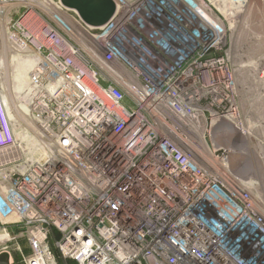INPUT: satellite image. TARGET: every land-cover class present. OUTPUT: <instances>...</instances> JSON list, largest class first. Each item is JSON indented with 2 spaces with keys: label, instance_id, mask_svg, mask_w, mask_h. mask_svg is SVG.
<instances>
[{
  "label": "built area",
  "instance_id": "built-area-1",
  "mask_svg": "<svg viewBox=\"0 0 264 264\" xmlns=\"http://www.w3.org/2000/svg\"><path fill=\"white\" fill-rule=\"evenodd\" d=\"M113 1L92 26L60 0H0V44L33 58L26 114L0 88V219L23 264H264V177L207 57L211 5L235 0Z\"/></svg>",
  "mask_w": 264,
  "mask_h": 264
},
{
  "label": "rangeland",
  "instance_id": "rangeland-1",
  "mask_svg": "<svg viewBox=\"0 0 264 264\" xmlns=\"http://www.w3.org/2000/svg\"><path fill=\"white\" fill-rule=\"evenodd\" d=\"M207 1L200 0L201 3H207ZM37 3L34 2L33 7L40 11ZM141 3L143 4V1ZM225 5L219 10L211 5L217 13L218 21L223 25L224 32L222 39H218L217 49L211 50L207 57L220 58L222 63L227 65L226 74L230 76L231 87L235 89L233 93L235 110L240 114L242 126L250 132V136L243 135L245 141L242 142L240 139V143L238 142L239 144L243 143V148H240V152L243 153L242 159L247 161L251 170L255 169L257 175L262 177L264 175V0H235L234 3ZM18 6L13 7L12 13L6 14L9 18L4 17L5 22L17 16L20 12ZM159 15L163 19L171 21L172 17L165 11H159ZM0 56L9 61L7 64L9 70L7 71L9 78L13 81L14 73L12 72L14 69L10 65V61L12 58L15 59L17 53L7 45L4 51L0 44ZM24 76L23 79L21 76L19 79L20 84L24 82L23 90L19 89L18 93L22 99L26 86L23 81ZM2 77L0 71V88L8 104H11L8 92L5 90L7 83L3 82ZM20 102L24 103L22 100ZM16 224L18 222L3 226L0 219V236L9 233L13 238L11 242L7 243L0 240V248L10 249L14 262L23 264L22 254L29 253V246L23 229Z\"/></svg>",
  "mask_w": 264,
  "mask_h": 264
},
{
  "label": "bare ground",
  "instance_id": "bare-ground-1",
  "mask_svg": "<svg viewBox=\"0 0 264 264\" xmlns=\"http://www.w3.org/2000/svg\"><path fill=\"white\" fill-rule=\"evenodd\" d=\"M170 19H171L172 23L176 24L175 21H172V18H170ZM168 21H170V20H168ZM1 39H2V41H1L2 48H4V51H5V47L7 45L5 43L6 42L5 35ZM19 55L20 54L17 53V56H15V59L12 58V61H10V65L14 69V72H12V73H14L13 74V81L8 76V71L7 70H9V69L7 67V64H9V61L4 59L2 56H0V71H1V75L3 76L2 77L3 82L7 83V86H6L5 90L8 92V96L10 98L11 105L13 106V108L15 109L17 114L19 113V110H22V112L24 114H26L25 111L27 110V112H28V107H27V97H26V95L24 93L26 92V90L28 88V85H29V73H30V71H31V69L33 67V58L23 57V56H21V55L19 56ZM17 75H19V76H17ZM222 75L224 76V74H222ZM20 76H21L22 79H23V76H24V80L23 81H25V84H26L25 89H24V93H23L24 94V98L23 99L18 96L19 89L23 90V88H24V82H22L20 84V81H19ZM19 99L24 101V103L20 102ZM17 108L19 110H17ZM243 133H244V135H249L250 136V132L248 130H246V129H243ZM30 141H32L30 144H31V148L33 150V155L37 158L42 153V151L40 150L41 148H40V146H39L40 149L38 148V143H36L37 141L31 140V138H30ZM247 149H249V148H247ZM5 239H7L6 235L0 236V240H5Z\"/></svg>",
  "mask_w": 264,
  "mask_h": 264
},
{
  "label": "water",
  "instance_id": "water-1",
  "mask_svg": "<svg viewBox=\"0 0 264 264\" xmlns=\"http://www.w3.org/2000/svg\"><path fill=\"white\" fill-rule=\"evenodd\" d=\"M68 8L75 9L81 18L89 25L100 26L105 24L115 13L113 0H60ZM0 264H10L8 252L0 253Z\"/></svg>",
  "mask_w": 264,
  "mask_h": 264
},
{
  "label": "crops",
  "instance_id": "crops-1",
  "mask_svg": "<svg viewBox=\"0 0 264 264\" xmlns=\"http://www.w3.org/2000/svg\"><path fill=\"white\" fill-rule=\"evenodd\" d=\"M256 168V167H255ZM253 170H255V169H253ZM259 171H261V170H259ZM264 172V171H263ZM256 173V172H255ZM262 177H264V175L262 176Z\"/></svg>",
  "mask_w": 264,
  "mask_h": 264
},
{
  "label": "trees",
  "instance_id": "trees-1",
  "mask_svg": "<svg viewBox=\"0 0 264 264\" xmlns=\"http://www.w3.org/2000/svg\"><path fill=\"white\" fill-rule=\"evenodd\" d=\"M71 264H73V263H71Z\"/></svg>",
  "mask_w": 264,
  "mask_h": 264
}]
</instances>
